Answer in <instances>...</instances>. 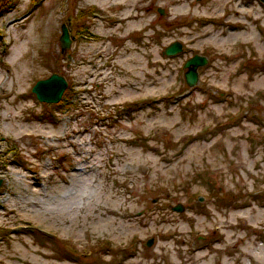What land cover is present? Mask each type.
I'll return each mask as SVG.
<instances>
[{
    "label": "rangeland",
    "instance_id": "374dc122",
    "mask_svg": "<svg viewBox=\"0 0 264 264\" xmlns=\"http://www.w3.org/2000/svg\"><path fill=\"white\" fill-rule=\"evenodd\" d=\"M13 3L0 264H264V0ZM194 55L207 63L188 86ZM53 73L69 93L40 102Z\"/></svg>",
    "mask_w": 264,
    "mask_h": 264
},
{
    "label": "water",
    "instance_id": "95a60500",
    "mask_svg": "<svg viewBox=\"0 0 264 264\" xmlns=\"http://www.w3.org/2000/svg\"><path fill=\"white\" fill-rule=\"evenodd\" d=\"M159 13H163L162 8H158ZM59 43L61 51L64 52L70 47L71 39L69 37L68 28L65 23L61 25V35L59 36ZM182 50V44L179 41L172 42L164 49L165 55H174ZM207 63V58L200 55H194L189 58L184 67L187 68L185 72V80L189 86H193L198 81V67L203 66ZM67 88L66 79L60 74L53 73L45 79L38 80L32 87L31 91L36 95V98L40 102L45 103H57L65 89ZM176 211H181L182 206L177 205L174 208ZM152 239L148 240L146 245L150 246Z\"/></svg>",
    "mask_w": 264,
    "mask_h": 264
},
{
    "label": "trees",
    "instance_id": "16d2710c",
    "mask_svg": "<svg viewBox=\"0 0 264 264\" xmlns=\"http://www.w3.org/2000/svg\"><path fill=\"white\" fill-rule=\"evenodd\" d=\"M13 4H14L13 0H0V16L3 12H6L8 9H10ZM67 89H68V87H67ZM67 89L65 90V92L62 96V98L63 97L64 98L63 99L61 98L63 101H65V98L67 97V94L69 93V91ZM60 103H62V102H60Z\"/></svg>",
    "mask_w": 264,
    "mask_h": 264
},
{
    "label": "flooded vegetation",
    "instance_id": "af4514ba",
    "mask_svg": "<svg viewBox=\"0 0 264 264\" xmlns=\"http://www.w3.org/2000/svg\"><path fill=\"white\" fill-rule=\"evenodd\" d=\"M69 36L71 39V46L73 44L74 41H76V33L74 31H72V29L69 28Z\"/></svg>",
    "mask_w": 264,
    "mask_h": 264
},
{
    "label": "bare ground",
    "instance_id": "6f19581e",
    "mask_svg": "<svg viewBox=\"0 0 264 264\" xmlns=\"http://www.w3.org/2000/svg\"><path fill=\"white\" fill-rule=\"evenodd\" d=\"M234 35V34H233Z\"/></svg>",
    "mask_w": 264,
    "mask_h": 264
}]
</instances>
